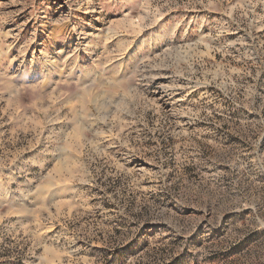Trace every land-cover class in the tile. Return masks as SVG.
Masks as SVG:
<instances>
[{"label":"rangeland","instance_id":"374dc122","mask_svg":"<svg viewBox=\"0 0 264 264\" xmlns=\"http://www.w3.org/2000/svg\"><path fill=\"white\" fill-rule=\"evenodd\" d=\"M0 264H264V0H0Z\"/></svg>","mask_w":264,"mask_h":264}]
</instances>
